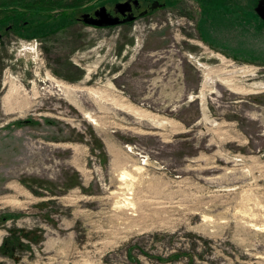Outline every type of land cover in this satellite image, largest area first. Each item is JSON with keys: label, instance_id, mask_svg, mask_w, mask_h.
<instances>
[{"label": "rangeland", "instance_id": "374dc122", "mask_svg": "<svg viewBox=\"0 0 264 264\" xmlns=\"http://www.w3.org/2000/svg\"><path fill=\"white\" fill-rule=\"evenodd\" d=\"M157 1L108 29L0 11L22 42H0V264H264V59L198 39L204 8L264 35L256 0ZM41 36L44 61L23 43ZM92 42L77 66L50 57ZM12 86L27 103L10 113Z\"/></svg>", "mask_w": 264, "mask_h": 264}, {"label": "flooded vegetation", "instance_id": "af4514ba", "mask_svg": "<svg viewBox=\"0 0 264 264\" xmlns=\"http://www.w3.org/2000/svg\"><path fill=\"white\" fill-rule=\"evenodd\" d=\"M1 1V0H0ZM10 1V4H8V8H0V11L9 10L13 13L12 16L21 15L23 22H22V28L25 30L28 29L29 31H33L31 29H34L35 31L39 32L43 30L42 26L44 25L43 22L48 21H54L55 18H60L58 21H60L61 25L60 27L69 29L70 27H78L82 26L89 29H108V28H115V27H121L125 26L127 24H130L134 22L138 16L146 17L150 10H158L163 9L165 7L164 3H160L157 0H146L147 3L145 6L141 5V2L139 0H123L120 2H115L112 5L107 4H99L102 0H90L86 3L85 6L78 7V6H69L64 7L63 5H66L64 1L66 0H7ZM69 1V2H68ZM67 2L69 5L74 4L73 2L75 0H68ZM205 0H202V5L205 7L204 3L207 5L212 4L216 7L222 4L223 0H208V2H204ZM123 5L122 7L120 5ZM257 8L262 11L264 14V0H256V3L253 7V13L255 17L262 23L264 26V20L259 14V10L257 11ZM80 9H83L81 12H79ZM205 9V11H204ZM203 9L202 16H199L201 19V24H199V33H202V23L205 22V19L207 17L213 18L215 15H220L218 10L215 13H208V10L206 8ZM63 19L70 20L72 19V23L69 24H63ZM212 20V19H211ZM210 20V21H211ZM106 21L112 22L115 21L116 23L113 25H97L96 23H104ZM94 23V24H93ZM47 26V25H45ZM58 26V25H57ZM16 27V26H15ZM15 27L7 26L6 31L11 32ZM12 28V29H11ZM4 35L0 34V42H11V44L14 46V48L18 45H20L22 42L19 41V39L12 35L11 37L14 40L6 39ZM198 39H204L205 41L208 40L207 36L203 35L202 37L198 35ZM26 42H25V41ZM214 42V41H210ZM23 43L25 44L27 52H36V58L41 57V61H44V59L48 58V42L46 39H44L43 36L40 37H27L23 39ZM89 43V42H88ZM87 43V44H88ZM217 44V42H214ZM95 44L92 42V44L86 45L88 48L87 53L89 55L85 56L84 54L80 55V48L77 45H71V44H64L61 45L57 51L50 57L53 58H59L61 60H66L68 63H71L73 66H77V62H83L86 59H93L95 58L94 52L96 49V46H93ZM211 44V43H210ZM85 46H82L84 48ZM127 48V47H125ZM33 50V51H32ZM38 51V52H37ZM152 54H154V50H152ZM33 52V53H34ZM150 53H145L143 49L140 48L139 54L140 56H149ZM121 58L125 59L127 57V51L122 52L120 55ZM223 59V58H222ZM152 62H155V60H151ZM150 61V62H151ZM223 61V60H222ZM45 68V65H44ZM105 70V68H103ZM82 71H85L84 68H81ZM108 72V71H107ZM45 73V72H43ZM52 74L55 75L53 77H64V75L60 76V73L49 70L46 72V74ZM91 70H88L86 74L91 75ZM84 75V78L87 75ZM96 74V73H95ZM51 75V77H52ZM50 76V75H49ZM92 80L91 76H89ZM231 89V88H230ZM232 90V89H231Z\"/></svg>", "mask_w": 264, "mask_h": 264}, {"label": "crops", "instance_id": "0c3cea01", "mask_svg": "<svg viewBox=\"0 0 264 264\" xmlns=\"http://www.w3.org/2000/svg\"><path fill=\"white\" fill-rule=\"evenodd\" d=\"M213 20L214 26L212 25V28L208 26L207 22H205V24L204 22L202 23V33L205 36H209V34L210 36L213 35L212 40L217 43L221 42V44H223V42H227L232 47L240 49L248 56L264 59V35H260L255 28L253 31H251L249 26L248 28H237L236 26L232 28L233 23L224 19L225 28L222 29L220 27V15H215ZM258 24L263 26L259 20ZM249 47H252V49H249ZM256 48H259L260 50L258 51H261V53L255 50Z\"/></svg>", "mask_w": 264, "mask_h": 264}, {"label": "bare ground", "instance_id": "6f19581e", "mask_svg": "<svg viewBox=\"0 0 264 264\" xmlns=\"http://www.w3.org/2000/svg\"><path fill=\"white\" fill-rule=\"evenodd\" d=\"M224 84L225 85H227V84H229V85H227V86H229V87H231L232 88V86H230V84H232L231 83V81L230 82H227V81H225L224 82ZM9 86H11V85H9ZM10 90H8V93L6 94V97L4 98V106H6V109H7V111L8 112H10L11 113V111H14V110H23L24 109V106H22V105H25V102H26V99H23L22 97H23V95H25L26 93L23 91V90H21L19 87H15V86H12V87H10L9 88ZM235 89V88H234ZM236 90V89H235ZM238 90V89H237ZM22 91V94L20 93ZM242 92V91H241ZM25 93V94H24ZM91 95H94V96H96V94L97 93H95V92H89ZM95 93V94H94ZM32 96H33V98H34V96H36V92L34 91V94H32ZM25 97H26V95H25ZM27 98V97H26ZM29 102V101H28ZM27 103V102H26ZM28 105V104H27ZM26 107V106H25ZM26 109V108H25ZM20 112V111H19ZM91 118V117H90ZM91 120V122L94 124V125H96L97 124V122L94 120V119H90ZM131 150V149H130ZM132 151V150H131ZM144 164L145 165H149V164H146V161L144 160ZM148 163V162H147ZM137 170H140V168H137ZM124 176V175H123ZM129 203V202H128ZM127 204V203H126ZM131 204V203H130ZM132 205V204H131ZM126 206H128V204L126 205ZM133 206V205H132ZM120 208V207H119ZM130 208V211L132 210V211H134V209H132L131 208V206L129 207ZM128 215H132L133 217H135V215H134V213L133 214H128Z\"/></svg>", "mask_w": 264, "mask_h": 264}, {"label": "water", "instance_id": "95a60500", "mask_svg": "<svg viewBox=\"0 0 264 264\" xmlns=\"http://www.w3.org/2000/svg\"><path fill=\"white\" fill-rule=\"evenodd\" d=\"M121 7L123 6L122 4L120 5ZM259 10V8H257V11ZM259 12V14L261 15V17L263 18V20H264V14L262 13V11L261 10H259L258 11ZM116 22L115 21H112V22H109V21H106V22H104V23H96L97 25H102V24H107V25H113V24H115ZM94 24V23H93Z\"/></svg>", "mask_w": 264, "mask_h": 264}]
</instances>
